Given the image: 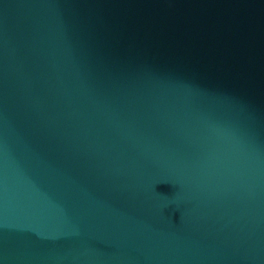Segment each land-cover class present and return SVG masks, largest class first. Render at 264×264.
I'll return each instance as SVG.
<instances>
[{"label":"water","instance_id":"95a60500","mask_svg":"<svg viewBox=\"0 0 264 264\" xmlns=\"http://www.w3.org/2000/svg\"><path fill=\"white\" fill-rule=\"evenodd\" d=\"M0 264H264V0H0Z\"/></svg>","mask_w":264,"mask_h":264}]
</instances>
